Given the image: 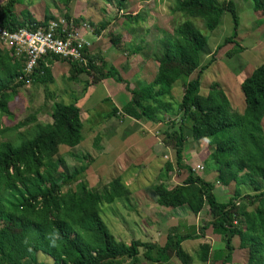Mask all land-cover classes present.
Masks as SVG:
<instances>
[{
    "label": "trees",
    "instance_id": "trees-1",
    "mask_svg": "<svg viewBox=\"0 0 264 264\" xmlns=\"http://www.w3.org/2000/svg\"><path fill=\"white\" fill-rule=\"evenodd\" d=\"M59 1L67 11L71 0ZM109 1L119 12L125 9L129 0ZM249 1L252 11L260 12L264 21V0ZM21 4L23 0H6L0 5L3 29L10 32L20 28L36 29L51 19L47 10L42 22L35 21L26 10L15 14L14 7ZM171 12L181 15L183 20L172 28L171 33L164 32L158 41L159 48L154 57L156 73L150 83L129 89L117 70L107 65L99 53L89 55L85 50V65L66 62L69 67L67 80L75 81L79 74H85L92 84L112 78L124 85L129 94L128 103L120 112L110 106L103 120L121 116L152 124L168 123L162 134L163 144L173 148L175 168L184 170L187 175L182 183L170 189L162 182L153 184L155 204L163 208H183L194 216L205 206L208 222L199 233L180 234L177 228L169 229L162 247L140 240H131L128 244L117 242L102 223L99 209L115 202L126 204L131 193L118 177L99 189L89 188L83 178L80 179L93 162L89 155L69 152L68 155L80 165L69 173H57L64 163L57 155L58 147L73 149L79 145L83 139V125L73 102H52L50 123L39 124L34 115H29L1 131L31 126L15 135L16 146L9 141L0 142V264H45L36 260L37 253L47 256L51 264H139V250H142V259L150 264H171L172 261L192 264L191 256L180 245L183 241L198 239L207 227L220 236L224 245L223 250L214 253L213 261L231 264V241L236 237L239 247L246 251L245 264H264V131L261 124L264 117V64L253 69L239 85L244 105L241 113L231 110L217 83L209 85L205 96L200 95V76L214 58L200 65V52L206 45V37L191 20H199L205 31L212 32L222 15L227 13L231 33L216 49L232 44V49L226 53L227 57H232L240 52L235 42L239 21L234 3L230 0H175ZM63 17L67 21L71 19L67 12ZM71 20L75 26L82 23L79 18ZM139 20L138 13L124 15L125 26ZM88 24L92 26L90 22ZM106 25L100 24L93 33L99 34ZM109 42L117 47L120 35H110ZM139 50L134 47L131 54ZM50 59L47 63L38 62L29 76L32 83L51 82L45 64L62 60L54 56ZM21 69L20 62L0 49V115L6 118L11 117L8 102L27 81H17ZM192 74L194 77L190 78ZM176 82L181 83L182 92L174 106L171 89ZM176 116L178 126L174 130L171 119ZM184 128L192 141H206L211 150L208 159L217 174L216 181L226 185L230 178L234 183V194L227 201H218L213 194V184L181 164ZM98 139L97 136L93 140L94 146ZM169 170L172 165L166 162L161 179ZM57 177H60V183ZM71 184L72 190L68 187L61 191L62 186ZM239 185L250 187L256 194H240ZM244 228L248 233L243 232ZM197 259L201 263L207 262V246L199 247Z\"/></svg>",
    "mask_w": 264,
    "mask_h": 264
},
{
    "label": "rangeland",
    "instance_id": "rangeland-1",
    "mask_svg": "<svg viewBox=\"0 0 264 264\" xmlns=\"http://www.w3.org/2000/svg\"><path fill=\"white\" fill-rule=\"evenodd\" d=\"M5 1L6 0H0V5ZM43 1L44 0H23L22 5H16L14 7L15 13L18 14L22 9L26 8L27 10L30 9L29 11L33 10V12L35 10L36 14L41 16ZM174 1L175 0H129L125 9L119 12L116 11L115 5L109 0H71L68 4L67 11H65L62 2L59 0H47L45 1V5H47L48 10L53 13V15H62L67 12V15H71L72 17L75 15L86 23L90 22L92 24L91 27L93 32L96 28L98 29L100 24L107 23L106 27L100 32L101 35L105 37L104 41H106L110 35L114 36L117 35V33H123V40L116 47L115 51L118 52V54H123L124 58L127 59L130 72L132 71L134 73L136 70L138 71L140 69L142 66L140 64L148 63L144 68H146L149 75H151L157 66L154 57L157 55V50L159 48L158 41L163 37L164 32L171 33L172 28L183 20L181 15L171 12V9L174 6ZM217 1L222 2L227 0ZM230 1L234 3L236 14L238 16L239 25L235 42L240 48V52L232 57L226 56V53L232 49V44H226L220 49H216V46L231 33V21L227 13L222 15L218 27L212 32L205 31L199 20H191V22L198 29L200 34L206 37V45L200 52V65H205L211 57L214 58L212 64L200 76L199 94L201 95V93L207 92L211 83H217L219 88L226 95L231 110L236 113H241L244 105L239 85L250 75L253 69L264 64V21L262 20L260 12L252 11L249 0ZM135 13L139 14L140 22L137 21L134 25L124 26V15H134ZM122 27H124V29ZM85 40L93 43V38L89 33L86 35ZM136 45H139L141 50H139L138 53L131 54L132 49ZM130 75L131 73L127 72L125 77L129 78L131 77ZM193 77L194 74H192L190 78ZM83 78L85 77L83 76ZM65 81H67L66 78L63 79L56 76L51 83L36 84L29 81L26 82L23 87L18 89L12 100L7 104L8 113L11 117L6 118L5 116L0 115V142L9 141L13 146H16L18 142L15 135L19 132L30 129L31 126L25 128L20 127L16 130L7 132L1 131L3 128H11L17 122L26 119L29 115H34L39 124H48L50 121V104L52 102L69 104L74 96L71 94L75 92L73 89H78L76 86L73 88L68 82L65 84ZM70 89L71 93H69ZM181 92V83L176 82L171 91V98L174 106L176 105V102L179 101ZM101 95L102 91L99 89H97V92L95 91L91 94V101L87 108L90 109L88 117H91L93 120L91 119V122L89 121V123L88 120H90V118L83 120L84 126L82 136L85 141L82 140L83 142H81L78 147L70 150L64 146H59L57 153V155L62 157L64 161L63 165L59 166L57 173H69L74 167L80 165V162L68 155L69 152L76 155H89V157L93 159V163L89 165L90 167L84 172V174L80 175V179L83 178L87 186L93 189H99L106 182L115 178V174L118 173L117 169L114 168L115 164L112 167L111 159L108 155L110 154L109 152L107 154L108 156L105 157V154L101 152L103 150L95 151L96 149L91 147L95 136L88 130V127L93 123L100 126L102 124L101 120L103 116L108 113L110 106L104 101L101 102ZM84 113H82L83 119L87 114L86 112ZM171 120L174 121L175 125L173 129L175 130L178 126V117H173ZM110 121V125L107 126V129H111V131L113 130L115 136L109 139V137L105 135L107 134V131L104 129V131L102 130L98 135L100 138L96 144L97 146H104L105 150L108 151L117 149L122 140L125 141L133 131L135 132L136 129V126H132L131 120L123 119L121 116L112 117ZM261 124L264 131V117ZM166 125H168V123ZM158 136L163 139V135L159 130ZM183 137L185 138V141L183 143L182 152L186 153L190 148L188 142L192 140L188 137L185 128L183 130ZM200 145L202 148V150H200L201 155L204 154L205 157V154L208 152L207 149H209L207 148V143L203 140L200 142ZM171 150L170 146L168 151L171 153ZM167 155V152H165V156ZM167 157L161 158V165H164L165 162L169 161L168 158L170 156ZM114 160L115 159H113V161ZM121 160L122 159H120V161ZM120 161H117V159L115 160L116 163H119ZM82 163L84 164L85 161ZM157 164L158 162L155 160L149 165V168L143 167L145 170V172L143 171V174L145 176L142 178H145V180L149 179L145 182L150 185L148 188L145 187L144 191H134L133 194L130 195L128 203L116 202L110 206H100L99 217L109 234H111L117 242L128 244L131 240L145 241V239L148 238V234L151 236L149 229L153 226L154 222L157 223L154 227L156 237L163 239L166 235V228L169 225L172 226L177 223L176 219H172L170 215L166 216L165 214H160L157 207L149 205L153 203L154 195L151 188L153 184L157 183L158 178L156 173ZM206 173L207 171L205 174ZM60 180V177H57L58 183H60ZM227 180L229 181H227L228 184L223 186L224 193H222V190L220 189V192L217 193V197L220 200L222 198V201H226L234 194V183L230 178ZM167 183L168 182L165 184ZM171 185H173L172 182L169 183V186ZM68 187L72 190L73 184L68 185L67 187L62 186L61 191L64 192ZM133 188L136 190L139 188V185L135 184ZM237 190L242 195L256 194L246 185H239ZM175 212L176 211H173V213ZM207 218L206 211L205 214L202 212L197 217L196 222L199 223V227L204 225ZM174 229H176V227H174ZM244 233L248 232L244 230ZM185 243H187V241ZM232 246L233 248L234 246L235 248H238V239L236 237L232 240ZM141 253L142 250H139V264H150L142 259ZM36 260L41 263L51 264V260L40 253L36 254ZM245 261V250H240L238 248V250L234 252L232 264H245ZM123 264H128V262ZM174 264H178V262H174Z\"/></svg>",
    "mask_w": 264,
    "mask_h": 264
},
{
    "label": "crops",
    "instance_id": "crops-1",
    "mask_svg": "<svg viewBox=\"0 0 264 264\" xmlns=\"http://www.w3.org/2000/svg\"><path fill=\"white\" fill-rule=\"evenodd\" d=\"M45 1H47V0L43 1L42 15L41 16L37 15L35 10H34V12H33V10L29 11L30 9L27 10L26 8H24L22 10L28 11L29 14L37 22L43 21V17L45 15V10H47L48 13L51 15V19H48L47 22L49 20L54 19V18L63 17V14L62 15H58V14L53 15V13H51L48 10L47 5H45ZM14 12H15V10H14ZM68 16H70L71 19H77L78 18L75 15H73V17L71 15H68ZM81 22L83 23V21H81ZM124 26H125V23H124ZM122 28L124 29V27H122ZM89 34L93 38V43L90 41L91 44H90L89 55L99 53L102 57V60L107 65H111L117 70L120 77L127 83L129 89H133L136 86L146 85L153 80V77L156 73V68H155L154 72L151 75H149L148 70L146 68H144V66L146 67L148 63L147 64L143 63V64H140L142 66L140 67V69L138 71L136 70L134 73L132 71L130 72V69H128L127 59L124 58L123 54H121V53L118 54V52L115 51L116 47L111 46V44L109 42V37L107 38L106 41H104L105 37H103L101 35V33L95 34L92 31V33H89ZM122 34L123 33L118 34L121 36L120 42L123 40ZM135 47H139V49L141 50V47L139 45H136ZM47 60H51V59L47 58V59H44L42 62L47 63L46 62ZM45 65L48 67V75L51 78V82H53V79H55L56 76L61 77L63 79H65V78L67 79L69 67H68V64L66 62L53 60L50 64H45ZM127 72L131 73V75H130L131 77H129V78L125 77ZM83 76L86 79L83 78ZM29 81H31L30 78H29L28 82ZM131 81H133V82H131ZM66 82L70 83L73 88H74V86H76L78 88V89H73L75 91L74 93H71V89H72L71 88L69 93L74 95L71 99V102H73L74 106L76 108H78V110L80 112V121L82 122L83 126H84L83 120H87V118H90V120H88V123H89V121L91 122L92 118L88 117L90 109L87 108V106L90 104L91 94L95 91L97 92V89L102 91L101 102L104 101L108 105L116 108L117 112H120L122 107H124L129 101V94L124 89V85L116 83L112 78H104V79L100 80L98 83L92 84V83H90L91 82L90 77L86 76L85 74H79L75 81H68L67 80V81H65V84H67ZM86 83H87V85H86ZM101 88H102V90H101ZM172 88H173V86H172ZM171 91H172V89H171ZM206 93L207 92L201 93V95L205 96ZM110 106H109V111H110ZM109 111H108V113H109ZM84 112H86L87 114H86L85 118L83 119L82 113H84ZM113 117H116V116H113ZM104 118H105V116H103V118L101 120L102 124L100 126H98L96 123H93V124H90V127H88V130L91 131L92 135L95 136L93 138V140H95V138L100 134V132L102 130L104 131V129H105V131H107V134H105V135H107V137H109V139L111 137L115 136L113 130L111 131V129H107V126L110 125V122H111L110 120L112 119V117H109V118L103 120ZM124 118L131 120L132 126H136V129H135V132L133 131L131 133V135L129 137H127V139L125 141L122 140V142L120 143V145L117 149H112L111 151H108V150H105L104 146H97V145H96L97 147L94 146L93 142L91 145V147H93V149H96L95 151L103 150L101 152H103L105 154V157H107L109 155V158L111 159L112 167L115 164L116 167L114 166V168H116L117 172H118L117 174H115V178L118 177L121 180V183H123L126 187H128V190L130 191L131 195L133 194L134 191L135 192L138 190L144 191L145 187L148 188L150 184L145 182V181H148L149 179L145 180V178H142L145 176L143 174L145 172L143 167L149 168L150 167L149 165L153 161L156 160L158 162V164L156 165V167H157L156 173L158 175L157 176L158 177L157 183L162 182L164 187L167 189H170L172 186L182 183L183 180L186 178V175H187L186 172L184 170H177L175 168V153H174L173 148L171 147V149H172L171 151L173 153L172 152L170 153V151H168L170 146L164 145L163 139H161L158 136V130L163 134L164 130L166 129V126H165L166 124L165 123L152 124V123L141 121V120H133V119H130L128 117H124ZM49 123H50V121H49ZM83 126H82V134H83ZM82 140L85 141L84 138ZM188 140H189V138H188ZM202 141L203 140H201L199 142H197V141L188 142L190 148L188 151H186V153L181 152V155H182L181 164L190 167L191 170L193 171L194 175H196L197 177L203 179L204 181L212 183L214 196L217 198L218 201L225 202V201H222V198L220 200L217 197V193L220 192L219 189L222 190V193H224V191H223L224 190V188H223L224 184L216 181L217 174L212 169V166L210 165V161L208 159L209 155L211 153L210 148L207 146V148H209V149H207L208 152L205 154V157H204V154L201 155L200 150H202V148H201L200 142H202ZM81 142H83V141H81ZM76 147H78V145ZM94 147H96V148H94ZM109 148H110V146H109ZM108 152L110 154H108ZM165 152H167L168 157L170 156L169 158L167 156H165ZM162 157L163 158L167 157L169 159V161H167V162L172 165V170L167 171L166 175L163 179H161V172L164 169L166 162L164 163V165L163 164L161 165L160 162H161ZM109 158H108V160H109ZM113 159H115V160L117 159V161H120V159H122V160L119 163L118 162L116 163L115 160L113 161ZM119 165H120V167H119ZM89 167L90 166H88L84 170V172H86V170ZM208 169H209V171H208ZM129 171H130V173H129ZM206 171H207V173L205 174ZM84 172L82 174H84ZM122 178H124V179H122ZM166 182H168V183L165 184ZM170 182H172L173 185L169 186ZM135 184L139 185V188L136 190H134V188H133ZM234 191H235V188H233V192ZM149 205H151L153 207H157L159 210L158 212L160 214H165L166 216L170 215V217H172V219H176L177 223L175 225H172V226L169 225L166 228V233L169 229L174 228V227H176L178 229L180 234H184V233L190 234V233H194V232L199 233V229L201 227H203L208 222V218H207L205 220L204 225L200 226V227H199V223L196 222L197 217L202 212H204V214H205V211L207 212V209L205 206H203L201 211L196 216H194L183 208L170 209V208H163V207L157 206L155 204V196L154 195H153V203L149 204ZM161 210H163V211H161ZM173 211H176V212L173 213ZM165 215H164V217H165ZM156 225H157V223L154 222L153 226H151L149 229L151 236L148 234L147 235L148 238L146 237L147 239H145V241H143V242L152 243L154 245L162 247L165 243V237L163 239H160V237H158V238L156 237L155 228H154ZM245 229L246 228L243 229V232ZM216 240H217V242H216ZM186 241H187V243H185ZM186 241H183L180 246L189 256H191L192 264H218V263H221L220 261H213L212 256L219 249L223 250L224 245H223L222 241L220 240V236L213 233L210 227H207L206 229H204L202 236L199 237L198 239L186 240ZM202 245H205L208 247V259H207V262H205V263H201L197 259L198 249ZM231 245H232V241H231ZM237 247L240 250H244V249H241L239 247V241H238ZM238 248H235V246H234V248H233L234 250H232L231 264H232V258L234 257V252L237 251ZM174 262H176V261H172L171 264H174Z\"/></svg>",
    "mask_w": 264,
    "mask_h": 264
},
{
    "label": "built area",
    "instance_id": "built-area-1",
    "mask_svg": "<svg viewBox=\"0 0 264 264\" xmlns=\"http://www.w3.org/2000/svg\"><path fill=\"white\" fill-rule=\"evenodd\" d=\"M91 32L88 23L75 26L71 19L67 21L64 17L49 20L36 29L20 28L10 32L0 26V49L21 63L17 81L26 79L28 82L38 62L46 58L54 56L64 62L85 65L83 53L84 50L89 53L91 44L85 38Z\"/></svg>",
    "mask_w": 264,
    "mask_h": 264
}]
</instances>
